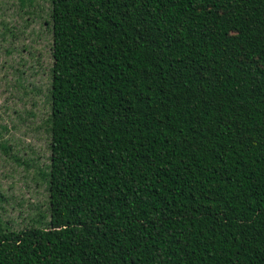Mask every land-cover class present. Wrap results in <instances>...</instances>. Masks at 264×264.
<instances>
[{
  "label": "trees",
  "instance_id": "16d2710c",
  "mask_svg": "<svg viewBox=\"0 0 264 264\" xmlns=\"http://www.w3.org/2000/svg\"><path fill=\"white\" fill-rule=\"evenodd\" d=\"M48 217L0 264H264V0H50Z\"/></svg>",
  "mask_w": 264,
  "mask_h": 264
},
{
  "label": "rangeland",
  "instance_id": "374dc122",
  "mask_svg": "<svg viewBox=\"0 0 264 264\" xmlns=\"http://www.w3.org/2000/svg\"><path fill=\"white\" fill-rule=\"evenodd\" d=\"M50 0H0V226L48 217Z\"/></svg>",
  "mask_w": 264,
  "mask_h": 264
}]
</instances>
